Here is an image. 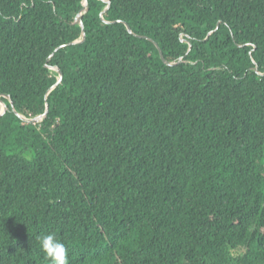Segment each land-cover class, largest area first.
I'll return each instance as SVG.
<instances>
[{"label": "trees", "instance_id": "16d2710c", "mask_svg": "<svg viewBox=\"0 0 264 264\" xmlns=\"http://www.w3.org/2000/svg\"><path fill=\"white\" fill-rule=\"evenodd\" d=\"M1 105L0 264H264V0H0Z\"/></svg>", "mask_w": 264, "mask_h": 264}, {"label": "clouds", "instance_id": "9594fccd", "mask_svg": "<svg viewBox=\"0 0 264 264\" xmlns=\"http://www.w3.org/2000/svg\"><path fill=\"white\" fill-rule=\"evenodd\" d=\"M37 239L48 264H69L67 247L55 232L43 234Z\"/></svg>", "mask_w": 264, "mask_h": 264}, {"label": "water", "instance_id": "95a60500", "mask_svg": "<svg viewBox=\"0 0 264 264\" xmlns=\"http://www.w3.org/2000/svg\"><path fill=\"white\" fill-rule=\"evenodd\" d=\"M86 10H87V7H86V4H85V2H84V3H83V11H82L81 14H83ZM76 23L79 24L78 20H76ZM125 28L130 32L129 26H128L127 24H125ZM143 38H147V37H143ZM79 41H80V39L74 41L73 43H77V42H79ZM155 46H156V48H157L158 51H159L160 58L164 61V59H163V55H162L160 49L158 48L157 45H155ZM166 63H168V64H172V63H169V62H166ZM254 70L256 71V68H254ZM59 81H60V79H59V77H58L57 83H59ZM57 83H56V84H57ZM10 104H11L12 110H14V108H13V104L11 103V101H10ZM3 112H4V106L1 105V107H0V115H1ZM18 115H19V114H18ZM19 116H20L22 119H24V120H26V121H28V122H39V121H41V120L45 117V114L42 115V116H39V117H37V118H31V119H29V118L27 119V118H25V117H22L21 115H19Z\"/></svg>", "mask_w": 264, "mask_h": 264}]
</instances>
